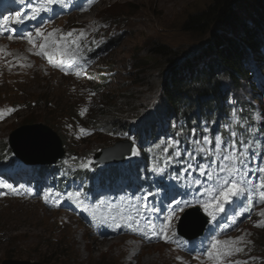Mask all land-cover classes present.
Masks as SVG:
<instances>
[{
    "label": "rangeland",
    "instance_id": "374dc122",
    "mask_svg": "<svg viewBox=\"0 0 264 264\" xmlns=\"http://www.w3.org/2000/svg\"><path fill=\"white\" fill-rule=\"evenodd\" d=\"M15 1L18 2L19 9L22 10L21 0ZM241 1L236 2L235 5H239L242 3ZM35 2L34 8L46 6V0H35ZM86 2L87 0H83V3ZM211 3V0H102L88 14H70L56 19L53 26L42 30L43 35L41 37L34 38V42L36 45L43 44L48 33L54 32V35L48 38V47L44 51L54 54L55 63L64 60L65 70L68 74L61 71L59 67L49 64L46 56L33 55L32 53L40 51L39 46L29 48L28 52L30 53L24 56L22 61L17 56L18 69L14 67L13 70L0 75V110L17 109L10 115H5L4 119H0V141H3L5 137L18 128L33 125L34 122L50 128L59 137L62 135L61 130H63L60 129L61 124L59 125V121L50 115L46 120L44 119L42 116L44 106L40 99L50 97L53 100L57 99L63 105L68 101L72 106L70 119L78 122L79 126L71 130L74 135L67 141L70 144V149L78 154L79 166L87 165V167L82 166L80 169L88 168L91 164L90 150L96 145L95 139L98 134L106 137L103 142L104 145L110 138L106 135L107 132H104V130H110L109 126L95 130L90 125L92 120H88L91 108H107L104 100L105 94L123 91L120 88L124 84H128L127 90L137 93L133 94V99L129 101L131 105L123 106V110H129L136 104L138 110L141 109L143 112L140 116L141 119L145 115L155 112L160 106L162 100L160 87L166 74L170 73L173 68L186 64L189 60L196 57L200 58L199 55L208 52L210 55H214V52L217 53L216 48L209 51V47H207L211 34L218 31L215 23L205 25V30L202 29V32H190L185 29L188 16L202 12L211 6ZM73 30H76L73 36L68 37L66 34ZM81 30L86 33L83 39L79 37ZM221 31L219 30V33ZM73 40L77 43L72 44L71 41ZM91 43L96 47H101L103 43L107 44L93 61L87 63L86 53L90 50ZM158 43L174 48V51H179L181 53L179 62L166 64L167 60L164 61L160 58L146 59L145 57H148L153 49V44ZM57 49H61V51L71 49L72 52L76 53L78 59L75 66L69 67L68 57L61 56L60 52L56 51ZM182 54L185 56L181 58ZM13 59H15V54L7 50L0 52V62ZM141 59H145L144 62L147 63L144 70L148 79L145 80L143 88L131 87L129 81L139 79L137 75H134L138 70L134 66ZM214 59H216V55ZM38 64H43L42 71L36 70ZM202 65L200 63L198 67L201 68ZM77 70H82L79 77L75 75ZM90 75L91 77H88ZM126 80L128 81L126 82ZM93 93L95 95H92ZM257 95L264 97V92ZM251 97L252 92L248 95L244 94L241 98L250 103L249 98ZM230 99L239 105L237 97L230 95ZM252 104L256 108L252 115L253 118L257 119L253 120L254 126L259 129L264 125V103L253 102ZM84 109L87 111L81 115ZM112 112L117 114L115 109H109L107 110L109 117L112 116ZM27 115L28 117L31 116L28 120L25 118ZM238 116L243 118L239 113ZM103 119L96 121L98 127L101 126ZM142 123H145L144 118L139 122V124ZM80 125L86 130L83 134L80 133L79 138L74 141L75 132L80 130ZM241 125L245 127L243 123ZM108 145H112V142ZM63 148L66 155L62 161H64L66 168L67 159L65 158L68 153L66 147L63 146ZM162 155L165 153L162 152ZM179 155L176 152L175 157ZM135 157L136 155H131L127 160L132 163ZM162 159L164 160V158ZM193 160L192 157L187 158L185 165H189ZM68 168L73 170L76 167L68 164ZM5 170L4 167L0 166V173ZM161 173L162 171H156L157 176ZM5 177H10L16 181V184L18 183L16 176ZM0 182L5 183L1 177ZM10 186L6 189L0 188V264L8 259L40 264H125L128 255H123L121 252L126 243L132 246V254H135L139 249L142 250L136 264H190L189 255L184 252L177 253L181 260L176 262L172 251L167 247L154 246L151 243H132L129 242L128 234L122 232H119L115 238L108 240L105 237V229L92 227V216L94 215L100 222L99 214L105 212L111 203H115L121 198L133 197L136 209L143 203L140 201L141 199L138 200L129 192H125V195L122 194L120 198L112 197L115 191L118 194L125 191V185H121L118 190H112L111 193H107V191L100 193L101 197H107L110 201L92 204L91 200L84 194L83 184L71 182V189L68 190L69 193L62 200L64 203L63 210L57 206L55 201L51 204L50 197L44 191L36 196L33 192L35 191L33 185L24 187L21 192L15 191L16 186ZM14 191L18 194H14ZM77 191L81 194V200H87L83 201L81 205L68 198L69 194ZM44 197H48L47 204L44 202ZM205 201L211 202V199H205L200 204ZM81 206L87 213L78 214L76 209ZM254 206L255 210L251 218L243 213L234 214L232 207L229 208V203L224 204L223 211L210 209L216 217L213 220L210 216L211 226L209 225L207 229L211 241L213 239L228 241L241 236L244 237V240L239 244H218L217 247L220 248V251L227 248H243L242 252L228 256V264H235L236 261H247L248 264L264 262V248L261 250L256 248V242L262 243L261 245L264 247V227L254 226L264 221V217L259 215L261 211H264V203ZM125 212H127L126 207L121 205L118 209L112 210L111 217L110 215L104 216L107 213L100 214L101 217L104 216L102 218L104 222L110 220V225L104 228L115 226L118 224L117 220L122 219L124 220L123 225L135 222L133 217L125 216ZM117 214L120 216L118 219ZM135 218L140 221L141 215L138 213V217ZM232 220H235V223H232ZM145 232L150 233L149 229H146ZM253 235L256 238L255 241ZM54 244L61 246L62 250L58 254L57 252L50 253V245L54 246ZM196 246L200 247V243H197ZM199 251L197 250L193 254L198 262L203 259Z\"/></svg>",
    "mask_w": 264,
    "mask_h": 264
},
{
    "label": "trees",
    "instance_id": "16d2710c",
    "mask_svg": "<svg viewBox=\"0 0 264 264\" xmlns=\"http://www.w3.org/2000/svg\"><path fill=\"white\" fill-rule=\"evenodd\" d=\"M211 1L212 5L202 12L188 16L185 29L190 32H202L207 25L215 23L218 31L211 34L207 47L209 51L216 48L217 53L199 55L200 58L189 60L166 74L160 87L161 104L155 112L143 117L145 123L139 124L143 119H139L143 112L141 109L138 110L136 104L129 110H123V106L131 105L129 101L133 99V94L137 93L127 90L128 84L120 88L123 91L104 95L107 108L91 109L89 120L93 122L104 118L103 125H108L113 135L124 136L130 132L144 162L161 163L158 157L160 152L172 155L175 150L184 148V145L187 147L189 136L193 132L207 138L214 128V132L218 131L220 137H231L233 132L247 134L250 128L249 121L246 122L244 117L238 116L240 106L230 99L229 93L235 97L241 95L245 88L252 85L253 79L249 76L252 73L251 68L256 70L258 66L260 68V65L264 64V0ZM238 1L242 3L235 5ZM219 30L222 31L219 33ZM180 54L179 51H174V48L158 43L153 44V49L145 58H160L167 60L166 64H172L179 62ZM183 56L185 55L182 54L181 58ZM252 58L253 63L250 62ZM144 60H139L134 66L138 69L134 75L139 79L129 81L131 87L143 88L145 80L148 79L144 70L147 63ZM203 60L204 62H201ZM200 63L203 64L201 68L198 67ZM40 102L44 106L42 116L45 120L50 115L59 121V125L67 121L72 123L70 102L67 101L63 105L50 97H42ZM237 103L239 104V100ZM109 109H115L117 114L112 112V116L109 117L107 113ZM30 117L27 115L25 118L28 120ZM132 119L139 120L136 124L128 122ZM185 132L189 134L183 137ZM60 138L64 145L65 138L63 139L62 135ZM105 139L104 135L98 134L95 139L96 145L101 147ZM7 157L9 150L6 145L0 143V160ZM177 160L185 164L184 156L181 155ZM104 169L108 171L103 173V176H97L101 177L102 181L114 183L124 174L122 166H108ZM61 250V246L57 244L50 245V253L58 254Z\"/></svg>",
    "mask_w": 264,
    "mask_h": 264
},
{
    "label": "snow or ice",
    "instance_id": "6c2138e0",
    "mask_svg": "<svg viewBox=\"0 0 264 264\" xmlns=\"http://www.w3.org/2000/svg\"><path fill=\"white\" fill-rule=\"evenodd\" d=\"M58 2V0H46V6L43 9L40 8H33L32 12L33 14L31 16H28L27 13H20L17 12L15 17H7L4 20V23L7 24L9 20L12 21V23L15 24H23L25 18L28 19H35L36 15L39 14L40 11H50V6L54 5ZM21 3H24V0H21ZM86 10V9H85ZM58 31V30H56ZM76 30H73L71 32H68L66 35L68 37H72L74 32ZM0 35H3L2 32H0ZM35 35L37 37H40L43 35L41 28L35 29ZM54 35V32H49L47 37L45 38V43L40 44L39 48L40 51L32 53L33 55L37 56H46L48 63L51 64L54 67H59L61 71H65V74H68V72L65 70V61L61 60L59 63H55L53 59L54 54H50L49 52H45L44 49L48 47V38L52 37ZM86 33L81 30L79 33V37L81 39L84 38ZM8 40H14V39H21L26 40L30 45H33L35 47V42L33 39V33L31 31L26 32V34H22L19 37L15 35H8L6 37ZM63 39V37H62ZM72 44H76L77 41L73 40L71 41ZM56 51L60 52L61 56L68 57V65L69 67L75 66V62L78 59L77 54L72 52L71 49H67L64 51H61V49H57ZM0 52H4V49L0 48ZM24 66V65H20ZM30 66V65H29ZM82 70H77L75 72V75L79 77L81 75ZM92 95H95L94 93ZM15 108H7L4 110H0V119H4L5 115H10L12 112L16 111ZM87 111V109H84L81 112V115L84 114V112ZM70 127V126H69ZM80 132L83 134L84 129H81ZM90 134V133H88ZM232 136L235 138L236 133L233 132ZM79 138V136L77 137ZM204 143H209L208 139H204ZM225 142L221 140L220 137L216 138L215 145L217 149H221V145H224ZM226 146V145H225ZM201 151H204L203 148L200 149ZM131 155L135 156L137 155V150L135 147L131 149ZM244 155L243 152H237L236 151V142L235 139L233 140L231 144V148L222 156H219L218 161H211L208 167H211L212 163H216L217 167L213 172H209L207 167H202L197 165V168L199 170L200 175L207 177L209 180H212L214 182V187L205 189V192L209 194L211 197V202L205 201L201 204V207H203L205 213H207L209 216L212 217L213 220L216 219L215 215L213 214L210 209L214 208L216 211H223L224 210V204L227 203H233L236 205L237 208L243 207V200H238L237 198L243 197L247 200L248 208L245 209L250 210L254 204L255 199L254 196L258 195L259 202L264 203V167H258L255 169V171L261 173V176L259 177L260 183H251L248 180H238L236 179L237 176H241L242 174L246 173V165L244 160L240 159ZM83 167H87V165H82ZM155 171H162V169H156ZM199 183V181H197ZM250 185V186H249ZM11 187L8 184L0 182V188H8ZM213 193H217L216 195H213ZM14 194H18L14 191ZM31 195V193H29ZM50 195V194H49ZM80 192L77 191L75 193L69 194V199L72 200L74 203L81 205L83 204V200L80 199ZM151 195V193H147L142 197L143 203L138 207L137 211L141 215L142 218L146 219V217L143 216V213L149 212L152 209L149 207L147 201L148 196ZM201 196H203V193H201ZM44 202L48 203V197H44ZM175 207H171L169 209V215L166 218V220L163 223V228L160 229L161 232H163V236L160 237L164 240L165 243L172 242L168 238V232L173 229V225L171 224V221L173 219L179 220L181 217L177 215V213H181L185 210L187 207H191L192 204L188 201H175ZM57 206L59 205V201L56 202ZM234 214L239 215L242 213H237L236 209L234 208ZM260 216L264 217V211H261L259 213ZM232 223H235V220L231 221ZM150 223L149 232L152 233V235H145L142 230L139 227V221L130 222L128 224L129 229L136 233L140 234L144 239H146L149 243L152 242L153 236H158L159 234L156 232V226L154 224ZM120 225H116V227H119ZM255 227H264V221L259 222L254 225ZM177 233L172 230V236L175 237ZM244 240V237H238L235 240H228V241H218L216 239H213L211 248L208 251L207 258L214 261V264H220L221 259L225 256H231L236 253H240L243 251L242 247H235V248H227L223 251H220L218 249V244L223 245H234L239 244ZM250 243V241H249ZM190 251V250H189ZM195 258V257H194ZM177 260H181V258L177 257ZM235 264H248L247 261H236Z\"/></svg>",
    "mask_w": 264,
    "mask_h": 264
},
{
    "label": "clouds",
    "instance_id": "9594fccd",
    "mask_svg": "<svg viewBox=\"0 0 264 264\" xmlns=\"http://www.w3.org/2000/svg\"><path fill=\"white\" fill-rule=\"evenodd\" d=\"M252 57V56H251ZM254 59L252 58L250 60L251 63H253ZM257 67L256 70L249 76L251 77V83L252 85L248 88H245L246 90L241 93V95H237V98L239 99V105L240 106L239 111L237 113H240L241 116H243L246 119V122L249 121V130H247V134L243 135L242 133L237 132L235 138L231 137H220L219 132H214V128L211 131L210 137H207L209 143H204V137L196 132H193L189 136V144L187 147L184 145V159L187 160V158L192 157L194 160L190 162L189 165H185V179H186V199L188 202L192 204L191 207H187V214L196 211L197 214L200 217L207 219V224L205 225L204 230L202 233L192 239L189 240V258H190V264H214L213 260H210L207 258V254L209 249L211 248V239L207 234V229L210 225L211 218L210 216L205 213V211L201 207V201L205 199H211L209 194L205 192V189L214 187V182L212 180H209L207 177L200 175L199 170L197 168V165L202 167H207L209 172H213L217 165L216 163H212L211 167H208L211 161H218L219 156L224 155L230 148L233 140L235 139L236 142V151L243 152L244 155L240 157V159L244 160L246 165V173L242 174L241 176H237L236 179L238 180H248L251 183H260L259 177L261 176V173L255 171L258 167H264V125L260 127L259 129L254 126L253 120H257L252 117L253 113L256 111V108L254 106H251V104L258 103L263 104L264 103V97L257 95L258 93H263L264 91V64ZM250 79V78H249ZM252 86L254 89L252 90ZM252 97L249 98L250 103H244L242 99H240L244 94H251ZM229 95H232L229 93ZM235 120L236 116H235ZM189 132L183 133V137L188 135ZM220 137L221 140L225 142L224 145H221V149H217L215 145L216 138ZM194 140L195 142H192ZM226 145V146H225ZM197 148V150H196ZM203 148L204 151H201L200 149ZM257 157V158H254ZM199 181V183H197ZM250 186V185H249ZM201 193H203V196H201ZM217 193H213V195H216ZM238 200H243V207L237 208L236 205L233 203H229V208L232 207L233 211L234 208L236 209L237 213H243L247 214L248 218H251L254 214L255 206H253L250 210H245L248 208L247 200L243 197L237 198ZM255 204H259V198L258 195L254 196ZM257 217V214H256ZM258 218V217H257ZM190 220V218H188ZM211 226V225H210ZM191 228L188 226V231H190ZM255 235V233H254ZM253 235V236H254ZM185 238V237H184ZM186 239V238H185ZM256 240L254 236V241ZM197 243H200V247H197ZM262 243L258 244L256 242V248L258 250H261ZM196 248H193L195 247ZM220 250V248L218 247ZM200 250L199 254L203 258L199 262L196 261V259L193 257V254L195 251ZM222 251L224 249H221ZM228 256H225L221 259L220 264H228ZM138 262V261H137ZM258 264H264L258 263Z\"/></svg>",
    "mask_w": 264,
    "mask_h": 264
},
{
    "label": "water",
    "instance_id": "95a60500",
    "mask_svg": "<svg viewBox=\"0 0 264 264\" xmlns=\"http://www.w3.org/2000/svg\"><path fill=\"white\" fill-rule=\"evenodd\" d=\"M11 152L26 165H50L64 155L59 137L43 124L22 126L7 136ZM132 144L120 141L116 146L100 150L93 159L99 164H118L131 154ZM190 218V220H188ZM207 224V219L200 217L196 211L184 214L177 227V233L187 240L199 236ZM188 226L191 228L188 231ZM1 264H40L30 261L6 260Z\"/></svg>",
    "mask_w": 264,
    "mask_h": 264
},
{
    "label": "bare ground",
    "instance_id": "6f19581e",
    "mask_svg": "<svg viewBox=\"0 0 264 264\" xmlns=\"http://www.w3.org/2000/svg\"><path fill=\"white\" fill-rule=\"evenodd\" d=\"M71 1V5H72V7L70 8V10H69V12L68 13H70V14H73V10L76 12V14L78 13V11L76 10V9H74V5H75V0H70ZM5 5H7V4H5ZM23 5L24 6H30V5H32V0H24V3H23ZM97 7V6H96ZM12 9H14V8H12ZM42 15H43V13H40L39 12V14H37L36 15V17H35V19H36V21L38 22L39 20H40V18L42 17ZM33 22L31 21L28 25H26V26H19L18 24H13V34L15 35V36H17V37H19L20 35H22V34H26V32H28V31H32V29H31V27L29 26L30 24H32ZM16 40H18L19 42H21V43H27V47L28 48H31L32 47V45H30L26 40H21V39H16ZM251 70H252V73L254 72V70H253V67L251 68ZM251 73V74H252ZM264 91V90H263ZM240 99H242V98H240ZM243 100V99H242ZM244 101V100H243ZM244 103H247L246 101H244ZM251 106H254L253 104H251ZM254 158H257V157H254ZM170 184H173V183H170ZM6 189V188H5ZM4 190V189H3ZM34 192V191H33ZM35 193V192H34ZM83 201H87V200H83ZM89 202V201H88ZM66 205V204H65ZM72 206V205H71ZM68 211V210H67Z\"/></svg>",
    "mask_w": 264,
    "mask_h": 264
}]
</instances>
